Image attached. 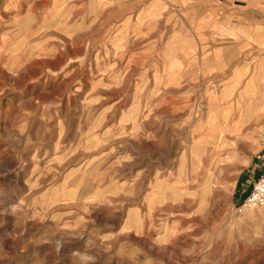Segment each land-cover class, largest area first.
<instances>
[{"label":"rangeland","instance_id":"obj_1","mask_svg":"<svg viewBox=\"0 0 264 264\" xmlns=\"http://www.w3.org/2000/svg\"><path fill=\"white\" fill-rule=\"evenodd\" d=\"M228 5L0 0V264H264V215H234L264 160L240 70L262 31Z\"/></svg>","mask_w":264,"mask_h":264},{"label":"crops","instance_id":"obj_2","mask_svg":"<svg viewBox=\"0 0 264 264\" xmlns=\"http://www.w3.org/2000/svg\"><path fill=\"white\" fill-rule=\"evenodd\" d=\"M228 5V11L231 15L234 16V19L237 22H244L246 26L250 29H254L255 27L260 28L262 31V39L261 44L262 48L256 46L252 43L251 45L248 44L249 40H247V45L245 49L246 53V61L245 65H240V70L244 69L246 73L245 80H264V0H226ZM234 50L241 52L240 45L238 42L234 41L233 44ZM258 49V51H257ZM262 53L261 57H259V62L257 68L254 67V54L255 52ZM251 54V55H250ZM261 72V73H260ZM233 80V79H232ZM262 164V163H261ZM260 164V165H261ZM259 166L256 167V175L257 177ZM254 177L252 178L251 183L254 181Z\"/></svg>","mask_w":264,"mask_h":264},{"label":"built area","instance_id":"obj_3","mask_svg":"<svg viewBox=\"0 0 264 264\" xmlns=\"http://www.w3.org/2000/svg\"><path fill=\"white\" fill-rule=\"evenodd\" d=\"M248 190L250 193L246 194L242 204L234 210V215L241 216L250 209H258L264 215V160Z\"/></svg>","mask_w":264,"mask_h":264},{"label":"bare ground","instance_id":"obj_4","mask_svg":"<svg viewBox=\"0 0 264 264\" xmlns=\"http://www.w3.org/2000/svg\"><path fill=\"white\" fill-rule=\"evenodd\" d=\"M214 142H217V141H214ZM222 145L223 146H231V145L235 146L236 143L233 144V143H230V141H229V143H227V142L225 143V142H221L220 141L219 143H217L215 145V150H219L220 151L222 149ZM233 156H236V155L232 154V153L231 154L229 153V154L225 155V157H223L222 155H219L218 156V158H219L218 160H217V158L214 159V161H212V163L210 164L211 167L208 169L209 170V174H208V178L209 179L208 180H211L213 177L216 176L215 171H216L217 168L224 166V164H227V162H231V159H232ZM210 183H211V181H210Z\"/></svg>","mask_w":264,"mask_h":264},{"label":"trees","instance_id":"obj_5","mask_svg":"<svg viewBox=\"0 0 264 264\" xmlns=\"http://www.w3.org/2000/svg\"><path fill=\"white\" fill-rule=\"evenodd\" d=\"M247 194V193H246Z\"/></svg>","mask_w":264,"mask_h":264}]
</instances>
